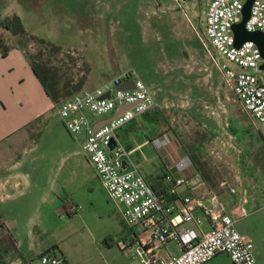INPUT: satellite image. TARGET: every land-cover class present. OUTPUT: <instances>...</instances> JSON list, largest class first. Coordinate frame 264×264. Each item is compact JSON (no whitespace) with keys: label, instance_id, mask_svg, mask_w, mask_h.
Returning <instances> with one entry per match:
<instances>
[{"label":"rangeland","instance_id":"obj_1","mask_svg":"<svg viewBox=\"0 0 264 264\" xmlns=\"http://www.w3.org/2000/svg\"><path fill=\"white\" fill-rule=\"evenodd\" d=\"M210 1L0 0V24L16 13L28 33L60 47L61 53L28 42L27 37L13 36L2 26L0 35L11 47L20 41L26 53L34 57L35 64L45 62L56 73L59 87H66L67 97L92 90L126 71L134 72L149 86L164 84L166 106L156 125L150 117L139 116L133 120L130 132L138 142L169 132L180 150L192 158L203 189L218 195L229 209L233 199V205L239 203L246 214L237 221L236 229L253 242L255 264H264V125L255 126L248 120L223 86L212 62L206 60L214 82L211 90H206L208 86L202 80L196 83L197 79L205 78L204 72L202 76L194 74L200 62L205 63L201 55L191 50L196 48L205 56L197 34H205L203 19ZM214 54L219 57L217 52ZM220 62L234 72L240 71L225 59ZM178 79L183 86H176ZM81 81L83 84L77 90ZM218 85L220 95L228 98L225 102L228 124H222L225 137L235 130V139H216L218 133L212 136L205 132L190 112L193 102L185 99L184 92L194 86L202 90L197 97L203 96L202 100L215 109L213 91ZM20 89L21 100L32 95L28 84ZM194 108L197 117L204 116L201 104ZM27 111L23 101L19 103L11 97L0 124L4 125L12 115L21 119ZM50 121L51 126L38 139L35 155L50 157L51 161L44 165L38 160L36 172L44 170V166V173L51 175L61 173L71 177L78 172L84 184L77 190L78 212L70 214L68 209L47 215L41 240L47 245L55 244L54 250L67 256L72 264H141L132 250L121 251L118 247L121 236L131 233L122 220L120 207L112 202L94 169L74 167L70 153L80 150L79 141L66 132L56 116ZM118 134L125 146L127 137L120 130ZM153 152L144 149L149 158ZM62 158L65 161L61 166ZM160 168L154 166L149 170L152 177L149 182L158 180ZM234 189L236 194H232ZM242 198L245 203H240ZM60 205L68 206L64 202ZM0 264L7 261L0 260ZM32 264H40L38 258ZM211 264L232 262L226 254H219Z\"/></svg>","mask_w":264,"mask_h":264},{"label":"built area","instance_id":"obj_2","mask_svg":"<svg viewBox=\"0 0 264 264\" xmlns=\"http://www.w3.org/2000/svg\"><path fill=\"white\" fill-rule=\"evenodd\" d=\"M244 4L245 0H211L203 19L205 34L197 37L206 60L217 67L224 86L251 123L258 126L264 125V70L260 68L264 59L255 43L234 44L233 25L241 21ZM245 29L264 33V0L253 1ZM221 59L240 71L221 64ZM124 83L133 86L120 90ZM124 106L130 108L118 112ZM157 108L152 91L132 71L93 90L77 92L57 105L66 132L81 141L86 161L112 202L120 207L130 230V237L118 242L119 249L132 250L141 264H207L219 254H226L232 264H255L253 242L236 229L237 221L246 214L239 203L230 211L211 191L198 197L181 192L200 189L203 181L192 158L168 133L146 141L163 164L155 187L132 157L134 150L121 143L120 129ZM76 210V206H69L70 213ZM172 242L177 246L176 255L168 248ZM38 261L68 264L56 250L43 253Z\"/></svg>","mask_w":264,"mask_h":264},{"label":"crops","instance_id":"obj_3","mask_svg":"<svg viewBox=\"0 0 264 264\" xmlns=\"http://www.w3.org/2000/svg\"><path fill=\"white\" fill-rule=\"evenodd\" d=\"M14 14L17 15L16 13ZM191 51L194 54L201 55L202 59L205 60V63L200 62L201 66L194 73L196 76L199 74V76H202L201 72H204L205 78L201 77L197 79L196 83H200L202 80L205 82V86H208L206 90H211L214 82L212 80L211 68L206 63L204 53L196 48H192ZM20 70H23L22 76ZM219 76L222 81L220 73ZM179 78L182 79V77ZM193 78L191 77V79ZM143 83L152 91L154 101L158 107L156 110L161 111L166 104L163 97L165 93L163 91L164 84L160 86L156 84L149 86L147 83ZM24 84L25 86L28 84L31 87L32 95H28L26 99L21 100L19 93L20 88ZM176 86H183L179 79ZM219 87L218 85L213 91L215 97H213L215 100L213 105H215V109L208 102L202 100L204 98L203 96L197 97L198 94H202V90L194 88V86L184 92L185 99L193 102V108L190 112L195 115L192 116L196 119L197 124L204 128L205 132L212 136L218 133L216 139H235V130H233L234 136L232 134L231 136L225 137L227 134L222 124L223 122L227 123L228 119V112L225 106L228 98L220 95ZM15 93L16 97L14 96ZM11 97L17 99L19 103L23 101L28 111L21 119L12 115L4 125L0 124V256L4 261H7V264H23L24 261L32 264L35 258H38L51 249L53 247L52 245H55H47L45 241L41 240L47 215L49 217L53 213L60 214L67 212L70 205L76 206L77 198H79L77 190L84 183L78 172H75L71 177L61 173L51 175L44 173L45 166L44 170L40 168V171L38 173L36 172L35 165L38 160L43 162L41 164L44 165H47L48 161H51V158L49 157L47 159L46 156L36 158L35 154L39 146L38 139L43 130L51 126L50 124L52 123L50 120L52 116H56L58 121H61L58 117L57 105L46 95L40 82L34 75L24 51L15 47H11L5 57H2L0 54V121L3 119L7 103ZM199 100L201 103H199ZM197 104H201L203 107V117H197L196 109L194 108ZM158 120H154L155 125ZM132 122L120 129L123 135L127 137L124 145L128 150H134L132 157L140 164V169L148 183L155 187L163 171L162 161L154 152L150 158L147 157L144 149L150 148L152 150V147L146 144L144 140L140 142L136 140L138 138H135L132 132H130ZM58 130L63 132L61 129ZM167 133L171 136L174 144L178 146L176 139L169 132ZM81 144V141H79L80 150L74 149L70 153L74 167L77 169L78 167L84 168L86 166L89 168L90 166L94 169L85 160V156L81 150ZM64 161L65 158H62L61 166ZM154 166L161 167V170H159L160 175L158 180L155 179V181L149 182L152 179L149 170ZM206 191L205 188L203 189V186L194 191L181 190L183 194H192L195 197L203 195ZM236 193L235 189L232 190V194ZM234 201L233 199L232 208H228L230 211L236 207V205H233ZM62 202L68 206L60 205ZM245 202L246 199L242 198L241 203ZM76 207L78 208V206ZM77 212L78 210L70 214H76ZM4 237L5 240L3 239ZM9 237L14 240L15 247L14 249L5 250ZM129 237L128 232L124 233L118 242L124 241ZM168 248L172 254L176 255L178 253L175 243H169ZM62 256L68 264H72L67 256ZM213 259L207 264H211Z\"/></svg>","mask_w":264,"mask_h":264},{"label":"trees","instance_id":"obj_4","mask_svg":"<svg viewBox=\"0 0 264 264\" xmlns=\"http://www.w3.org/2000/svg\"><path fill=\"white\" fill-rule=\"evenodd\" d=\"M1 26L5 30L10 31L13 36L27 37L28 42H32L33 44H38L44 48H48L49 50H52L55 52L61 51L60 47H57L49 43H45L44 41H41L37 39L36 37H34L33 35L29 34L25 30L24 26L22 25L20 18L17 17L16 15H13L12 17L4 20V22L0 24V27ZM13 47L22 49L24 51L26 55V59L28 60L34 75L36 76L41 86L43 87L46 95L51 99V101L55 105H58L62 100L68 98L66 95V87L65 86L59 87V82L56 80V73L53 70L49 69L45 62L40 63V64H35L34 57L26 53L25 48H24L25 46H23V44H21L20 41H15ZM10 48L11 46H8V44H6L3 37L0 35V54L1 56L5 57L7 53L9 52ZM82 84H83V81L80 82L77 90L82 86ZM141 116L150 117L151 120H156L158 119L159 116H161V111L154 109V110H151V111H148L142 114ZM14 247H15V242L11 237H9L5 250L14 249ZM54 249L55 248L53 247L49 249L48 251H51ZM0 260L4 261L1 256H0ZM23 264H31V263L28 261H24Z\"/></svg>","mask_w":264,"mask_h":264},{"label":"water","instance_id":"obj_5","mask_svg":"<svg viewBox=\"0 0 264 264\" xmlns=\"http://www.w3.org/2000/svg\"><path fill=\"white\" fill-rule=\"evenodd\" d=\"M254 0H245V4L242 10V18L239 23L233 25L234 44L239 47L244 42H253L259 48L261 55L264 59V33L262 32H248L245 29V22L249 16L250 8ZM264 70V63L260 66ZM132 83H124L120 86V90H125L132 87ZM107 96V94L105 95ZM130 106H124L119 109L118 112L128 110ZM115 144L114 140H111L110 146L113 147Z\"/></svg>","mask_w":264,"mask_h":264}]
</instances>
